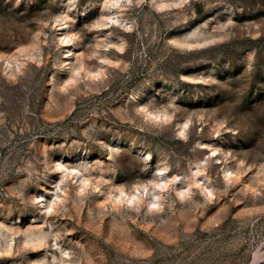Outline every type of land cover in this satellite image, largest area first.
<instances>
[{"label": "rangeland", "instance_id": "obj_1", "mask_svg": "<svg viewBox=\"0 0 264 264\" xmlns=\"http://www.w3.org/2000/svg\"><path fill=\"white\" fill-rule=\"evenodd\" d=\"M0 264H264V0H0Z\"/></svg>", "mask_w": 264, "mask_h": 264}]
</instances>
